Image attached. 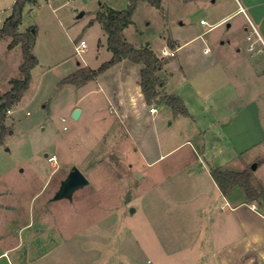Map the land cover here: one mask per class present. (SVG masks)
I'll list each match as a JSON object with an SVG mask.
<instances>
[{
  "label": "rangeland",
  "instance_id": "rangeland-1",
  "mask_svg": "<svg viewBox=\"0 0 264 264\" xmlns=\"http://www.w3.org/2000/svg\"><path fill=\"white\" fill-rule=\"evenodd\" d=\"M15 2L0 0V27ZM37 3L24 7L19 31L35 27L38 65L7 114L0 147V264H264V244H257L264 202L239 205L240 189L232 194L235 210L223 200L194 199L183 167L197 163L195 174L205 177L208 164H228L251 170L255 186H264V61L255 63L263 58L256 56L261 43L240 16L214 26L236 10L237 0H163L162 9L141 2L124 31L135 47L159 54L168 43L188 41L179 57L167 58L174 60L165 78L167 94L183 99L188 118L164 102H145L142 65L125 68L127 117L117 84L124 72L111 67L99 76L109 92L96 79L80 87L63 83L78 69H98L112 58L96 14L101 6L125 10L128 0ZM244 24L248 32L238 30ZM81 40L87 48L77 55ZM11 41L0 36V97L22 78V43L8 49ZM202 41L210 50L205 61L198 50L192 54ZM75 105L83 110L79 119L72 116ZM177 144L183 145L167 154ZM48 155L57 156L56 166ZM73 167L89 184L72 198L55 199ZM180 180L186 185L178 186Z\"/></svg>",
  "mask_w": 264,
  "mask_h": 264
},
{
  "label": "trees",
  "instance_id": "trees-1",
  "mask_svg": "<svg viewBox=\"0 0 264 264\" xmlns=\"http://www.w3.org/2000/svg\"><path fill=\"white\" fill-rule=\"evenodd\" d=\"M125 10H114L101 6L96 19L101 23L108 36V47L112 58L98 69L80 68L63 80V83L74 84L78 87L96 79L118 63L127 60L133 64L142 65L140 72V88L147 104L164 102L176 115L191 116L183 99L177 95L164 92L165 79L158 73L170 62L165 57H158L149 46L135 47L127 41L124 31L133 24L132 18L139 3L147 2L157 9H162L163 0H128ZM38 0H16L11 15L0 27V36L11 38L8 49L22 43L23 63L20 67L22 78L11 83V89L0 97V147L7 134L6 119L8 112L15 107L28 91L32 81V71L38 65V59L33 54L36 44L35 27L25 33L19 31L22 24V14L27 4L37 5ZM169 47L175 49L173 43ZM210 174L225 197H230L236 189L242 191V201L245 203L264 202V186L256 187L251 170L236 171L225 167H211Z\"/></svg>",
  "mask_w": 264,
  "mask_h": 264
},
{
  "label": "crops",
  "instance_id": "crops-1",
  "mask_svg": "<svg viewBox=\"0 0 264 264\" xmlns=\"http://www.w3.org/2000/svg\"><path fill=\"white\" fill-rule=\"evenodd\" d=\"M216 2H217V0H211V3H213V4H216ZM239 7H240V10H239ZM235 16L242 17L243 21H245L246 23H247V21H249L254 26V28L256 30V35H257V37H258V39L260 41L259 43H261V48L257 51V55L256 56L257 57L263 56V58L261 57L259 60L255 61V63H257L258 61L263 62L264 61V0H237V8H236V10L232 11L230 13H226L223 16H219L218 20L214 23V26L217 27V26L222 25V24H227ZM2 23H3V21H2ZM228 26L231 27L232 25L228 24ZM241 29L243 31H245V32L249 31V28L245 24L242 25V26L241 25L238 26V30H241ZM211 30H207L203 34H205L206 32H209ZM203 34H200L196 38L201 39L203 37L202 36ZM258 39L256 40L255 44L256 43L258 44ZM177 43L178 44L175 46V49H171L169 46L168 47L165 46L162 49V51L166 50V51L171 52V53L174 54L173 56H169V57H174L176 55H177V57H179L180 51L184 48L185 45L188 44V41L183 43V44H181L179 42H177ZM238 46H239V44L237 42V55L240 56V55H242V49L238 48ZM206 49H209V48L206 46L205 42L202 41L200 43L199 47H195L192 50V54L194 55V52L198 50L197 51V58L198 59L202 58V60L205 61L206 59H205L204 56H206V55H208L210 53V50H206ZM153 51L156 53V55L158 57H160V58L164 57L162 55V52H161V54H159L155 50H153ZM194 57H196V56L194 55ZM165 58H168V57H165ZM173 60L171 62H169L167 65H165L161 71H159L158 75L161 78L165 79L170 74L169 66L173 62ZM79 64L80 63H78V65ZM130 64H133V63H131V62L127 61V60H124V61L118 63L117 65L113 66V68H115V70H118L119 72L120 71L124 72V73H119L118 78H117V84L119 85L120 101H121L122 108H123V112L122 113H123V115H125V117L128 116L129 109L131 108L130 107L131 104H129V100H128L129 94L127 93V89H128V81H127V77H128L127 75L128 74L127 73H128V71L125 70L126 67L130 68V66H131ZM81 66H88V65L84 64V65H81ZM81 66L79 65V67H81ZM96 80H98L97 84L101 86L102 90L109 92L108 87L100 79V77L96 78ZM139 82H140V80H139ZM139 87H140V85H139ZM163 90H164L165 93H167V91H166L167 90V86L166 85H165ZM140 92H141V88H140ZM141 94H142V92H141ZM142 96H143V94H142ZM76 108H80V107L75 105L73 109H76ZM80 109L82 110V108H80ZM82 113L83 112H81V114ZM156 114H157V110L154 113H151L150 111L148 112V115L152 116V120L155 119ZM186 118H188V117H186ZM180 122L181 123H185L183 118L180 119ZM137 126H138V124L135 123V125L132 127V130L136 131V129L138 128ZM173 138H175V137H173ZM189 142L190 141H187L186 143H189ZM261 143L262 142H259L258 145L261 144ZM180 145H183V144H177V145L171 147V149L168 150L167 154L171 153V152H174L177 149H179L181 147ZM194 154L197 155L196 153H194ZM163 156L164 155H161L160 157H163ZM196 165H197V163H195V164L187 163V165L185 164V166H183L184 169H185L184 171H185V177L187 178V184L189 185L190 192L193 195V198L194 199L208 200V202L211 201V200H218V201L219 200H221V201L223 200L224 202L222 204L224 206L225 205L226 206H230L231 209L235 210L237 208V204L234 205V206L232 205V203H231L232 195L228 198V197H225L222 194V192L219 189L217 183L214 181V179L212 178V176L210 174L209 164H208V168H207L209 175L205 176V177L204 176L202 177V176H200L197 173L195 174V169H193V168ZM226 166H228V164L221 165L220 167H226ZM177 176H178V174H177ZM177 182L178 183H176V184L178 186H180L182 184H185V182H182L181 180L177 181ZM239 201H240L239 205L243 204L241 202L242 201L241 198H240ZM254 207H256V206H253V209H252L254 212H256L254 214L258 215L261 219H263L258 214V208L256 207L257 208V210H256ZM260 236L261 237L259 239H257V244L263 246V244H264V230L260 231Z\"/></svg>",
  "mask_w": 264,
  "mask_h": 264
},
{
  "label": "water",
  "instance_id": "water-1",
  "mask_svg": "<svg viewBox=\"0 0 264 264\" xmlns=\"http://www.w3.org/2000/svg\"><path fill=\"white\" fill-rule=\"evenodd\" d=\"M81 112V109H75L72 113L73 118L79 119ZM256 168L257 165L254 164L252 169L255 170ZM88 184L89 180L86 175L79 168L73 167L66 180L62 182L61 188L55 196V199L72 198V195L76 190L83 188Z\"/></svg>",
  "mask_w": 264,
  "mask_h": 264
},
{
  "label": "built area",
  "instance_id": "built-area-1",
  "mask_svg": "<svg viewBox=\"0 0 264 264\" xmlns=\"http://www.w3.org/2000/svg\"><path fill=\"white\" fill-rule=\"evenodd\" d=\"M201 24L206 25L205 20H201ZM211 29H213V27H210V30ZM248 39H250V37ZM86 48H87V42L85 40H81L77 45H75L76 54L81 55L82 53L85 52ZM250 48H251L250 50H252V47H250ZM206 50H209V49H206ZM162 55L164 57H169V56H173L174 54L171 52H168L166 50H163ZM155 111H156V108H154V107L150 108L151 113H154ZM62 121L65 122L66 120L63 118ZM64 129H66V127H64ZM47 159L53 166L57 165L58 158L56 155H52V156L48 155ZM254 208L257 210L256 207H254Z\"/></svg>",
  "mask_w": 264,
  "mask_h": 264
}]
</instances>
